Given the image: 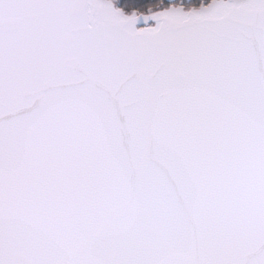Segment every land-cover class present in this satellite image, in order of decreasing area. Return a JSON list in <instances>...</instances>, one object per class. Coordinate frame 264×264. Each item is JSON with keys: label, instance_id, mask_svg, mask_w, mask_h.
I'll return each mask as SVG.
<instances>
[{"label": "snow or ice", "instance_id": "obj_1", "mask_svg": "<svg viewBox=\"0 0 264 264\" xmlns=\"http://www.w3.org/2000/svg\"><path fill=\"white\" fill-rule=\"evenodd\" d=\"M0 264H264V0H0Z\"/></svg>", "mask_w": 264, "mask_h": 264}, {"label": "flooded vegetation", "instance_id": "obj_2", "mask_svg": "<svg viewBox=\"0 0 264 264\" xmlns=\"http://www.w3.org/2000/svg\"><path fill=\"white\" fill-rule=\"evenodd\" d=\"M184 3H192V4H195V3H198L199 0H183Z\"/></svg>", "mask_w": 264, "mask_h": 264}]
</instances>
